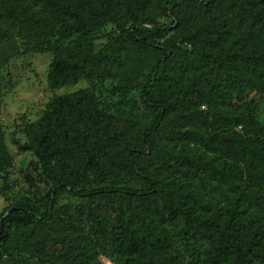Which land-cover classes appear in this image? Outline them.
<instances>
[{"label": "trees", "instance_id": "trees-1", "mask_svg": "<svg viewBox=\"0 0 264 264\" xmlns=\"http://www.w3.org/2000/svg\"><path fill=\"white\" fill-rule=\"evenodd\" d=\"M107 25L94 52L86 36ZM12 33L0 93L12 58L50 54V89L95 81L108 95L55 96L25 126L19 148L48 189L39 209L0 212V264H264V0H0V42Z\"/></svg>", "mask_w": 264, "mask_h": 264}, {"label": "rangeland", "instance_id": "rangeland-1", "mask_svg": "<svg viewBox=\"0 0 264 264\" xmlns=\"http://www.w3.org/2000/svg\"><path fill=\"white\" fill-rule=\"evenodd\" d=\"M160 23L169 24V19L159 18ZM155 30L154 27L147 25ZM171 29V28H170ZM114 31L113 26L107 25L100 30L93 31L86 36L88 46L94 51H100L107 43V37ZM169 33L165 38L169 37ZM56 37H52L55 40ZM14 39L20 38L12 33L8 39L0 42V61L14 50ZM80 38L75 33H66L61 41L73 45ZM52 61L50 54H29L12 58L2 72V92L0 93V125L3 143L10 157V165L0 172V212L7 206L17 202L26 203L36 209L41 207L39 197L43 196L48 186L43 182L41 170L37 167L35 159L19 146L26 142L24 128L36 122L47 103L55 96L77 92L82 89L89 90L95 95L107 97V84L102 82L81 81L74 85L52 90L47 84V73ZM204 107H202L203 109ZM257 118L264 123V102L258 100L256 104ZM157 182L158 168L151 169ZM135 184L141 185L136 181ZM60 205L65 213L75 220L84 233L91 232V225L81 214L84 204L78 199L63 193L59 198ZM207 244L200 245L205 250ZM91 264H132L128 260L118 262L115 256H99Z\"/></svg>", "mask_w": 264, "mask_h": 264}, {"label": "water", "instance_id": "water-1", "mask_svg": "<svg viewBox=\"0 0 264 264\" xmlns=\"http://www.w3.org/2000/svg\"><path fill=\"white\" fill-rule=\"evenodd\" d=\"M1 228V227H0Z\"/></svg>", "mask_w": 264, "mask_h": 264}]
</instances>
